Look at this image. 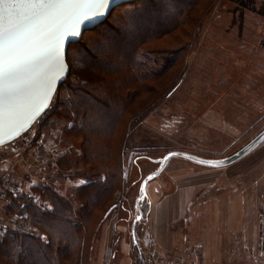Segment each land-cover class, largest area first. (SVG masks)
Returning a JSON list of instances; mask_svg holds the SVG:
<instances>
[{
  "label": "rangeland",
  "instance_id": "rangeland-1",
  "mask_svg": "<svg viewBox=\"0 0 264 264\" xmlns=\"http://www.w3.org/2000/svg\"><path fill=\"white\" fill-rule=\"evenodd\" d=\"M189 15L186 26L147 45L182 47V62L151 82L155 92L142 96L129 110L122 184L113 193L111 202L116 205L95 235L89 264H137L136 257L150 248L164 257L179 256L187 254L190 245L199 247L198 264H264L257 254L264 205V143L222 168L171 159L148 183V197L140 203L142 218L136 224L137 247L133 242L136 199L141 181L157 167L152 159L174 150L225 157L264 128V0H199ZM158 58L157 70H162L169 57ZM55 140L61 152L69 144L59 136ZM28 153V149L2 152V181L14 180L25 188L41 181L66 196L84 183L80 177L55 175L50 168L36 172ZM70 153L73 161L78 159L75 147ZM177 174L183 175L187 191L194 189L178 219L164 225L168 246L161 250L153 247L149 204L157 187L159 193L162 185L175 188L172 177Z\"/></svg>",
  "mask_w": 264,
  "mask_h": 264
},
{
  "label": "trees",
  "instance_id": "trees-1",
  "mask_svg": "<svg viewBox=\"0 0 264 264\" xmlns=\"http://www.w3.org/2000/svg\"><path fill=\"white\" fill-rule=\"evenodd\" d=\"M198 2L122 3L69 45L70 74L37 123L40 133L57 131L62 143L70 144L63 145V152L47 168L65 179L80 177L84 183L66 196L40 181L28 188L36 201L26 203L15 197L6 213L27 215L38 231L0 235V264H89L95 235L116 205L111 200L122 184L129 110L142 96L155 92L151 82L182 62V47L150 49L147 45L186 26ZM162 55L169 58L157 70ZM74 147L79 157L73 161ZM3 183L0 178V191ZM136 258L137 264H145L142 254Z\"/></svg>",
  "mask_w": 264,
  "mask_h": 264
},
{
  "label": "snow or ice",
  "instance_id": "snow-or-ice-1",
  "mask_svg": "<svg viewBox=\"0 0 264 264\" xmlns=\"http://www.w3.org/2000/svg\"><path fill=\"white\" fill-rule=\"evenodd\" d=\"M109 0H0V133L16 132L63 72L64 41Z\"/></svg>",
  "mask_w": 264,
  "mask_h": 264
},
{
  "label": "built area",
  "instance_id": "built-area-1",
  "mask_svg": "<svg viewBox=\"0 0 264 264\" xmlns=\"http://www.w3.org/2000/svg\"><path fill=\"white\" fill-rule=\"evenodd\" d=\"M40 133L38 123L32 125L21 136L0 147L3 151L13 152L28 149L29 157L31 158L33 170L40 173L46 170L48 164L60 155V148L56 143L57 131L49 133ZM3 188L0 191V235L6 234L8 231H18L27 234L37 233V228L33 225L27 215L19 213H6V207L11 205L15 197H20L26 203L36 201L34 194L21 186L14 180H4ZM260 220V236L258 238L257 254L260 258L264 259V205L261 213L259 214ZM199 247L190 245L187 254L175 256H162L155 250L150 248L149 251L143 254V262L145 264H198L196 260ZM11 264V263H8Z\"/></svg>",
  "mask_w": 264,
  "mask_h": 264
},
{
  "label": "water",
  "instance_id": "water-1",
  "mask_svg": "<svg viewBox=\"0 0 264 264\" xmlns=\"http://www.w3.org/2000/svg\"><path fill=\"white\" fill-rule=\"evenodd\" d=\"M133 0H109V4L107 9L105 10L104 15L95 17L93 19L87 20L84 23H82L79 27V34L69 36L63 44L62 48V55H61V61L64 65L63 72L60 74V76L53 82L52 84V90L48 93V99L44 102V106L39 109L34 115L31 116L30 119H27L26 122H24L23 127H20L16 132L12 133L9 132L7 129L3 133H0V147L8 145L10 142L21 136L24 132H26L32 125H34L37 120L49 109L52 100L54 98V95L58 89V87L67 79V77L70 74V66L67 62V52L68 47L72 43H76L81 40L83 34L93 29L95 26L101 24L104 22L113 10L120 4L126 3ZM264 143V128L257 133L249 142H247L244 146L233 152L232 154L225 156V157H219V158H210V157H203L194 153L184 152V151H170L166 153L161 158L152 159V162L157 164V167L155 170L147 174L140 184V190L139 195L136 199V209L138 210V215L135 216L132 226V234H133V242L134 245H138V240L136 236V224L139 219L142 218V210L140 207V203L143 202L147 197V186L148 183L159 177L161 173L164 171L168 163L171 159H175V157H181L188 162H193L197 165L203 166V167H210V168H222L230 166L241 159L248 156L250 153H252L254 150H256L259 146H261Z\"/></svg>",
  "mask_w": 264,
  "mask_h": 264
},
{
  "label": "crops",
  "instance_id": "crops-1",
  "mask_svg": "<svg viewBox=\"0 0 264 264\" xmlns=\"http://www.w3.org/2000/svg\"><path fill=\"white\" fill-rule=\"evenodd\" d=\"M182 176L183 175L179 176V174H177L175 177H172V179L175 180V188L173 190L166 187L167 185H162V191L159 193L157 187L156 192L154 193V200L149 204L150 215L148 220L151 227V234H153L155 242L153 247L159 246L161 247V250L168 246L162 231L164 225L169 226L173 221L178 219L180 213L186 209V206L184 205L187 202L186 196L189 191L192 192L194 189V187L190 185L192 189L187 191L186 184L181 182Z\"/></svg>",
  "mask_w": 264,
  "mask_h": 264
}]
</instances>
